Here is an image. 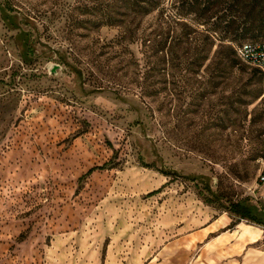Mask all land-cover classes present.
<instances>
[{
	"label": "rangeland",
	"instance_id": "374dc122",
	"mask_svg": "<svg viewBox=\"0 0 264 264\" xmlns=\"http://www.w3.org/2000/svg\"><path fill=\"white\" fill-rule=\"evenodd\" d=\"M133 1L0 0V264H139L184 195L264 210L262 82L216 48L192 65L200 37L142 46V30L209 26L178 0L143 18ZM257 3L217 16L264 26Z\"/></svg>",
	"mask_w": 264,
	"mask_h": 264
},
{
	"label": "crops",
	"instance_id": "0c3cea01",
	"mask_svg": "<svg viewBox=\"0 0 264 264\" xmlns=\"http://www.w3.org/2000/svg\"><path fill=\"white\" fill-rule=\"evenodd\" d=\"M183 197L163 206L159 233L150 242L152 252L134 260L139 264H264L263 225L233 221L227 212L195 202L190 195Z\"/></svg>",
	"mask_w": 264,
	"mask_h": 264
},
{
	"label": "trees",
	"instance_id": "16d2710c",
	"mask_svg": "<svg viewBox=\"0 0 264 264\" xmlns=\"http://www.w3.org/2000/svg\"><path fill=\"white\" fill-rule=\"evenodd\" d=\"M181 4L187 5L186 9H183L184 15L194 14L202 21V25L209 26L208 30H159L157 36L158 40H152L154 32H150L145 35L146 30H142V46H148L149 48L156 49V51H163L168 46H185L194 44L195 40L202 38L203 48L205 55L202 58H193L191 64L201 63L203 59H207L210 52L216 48L217 56H219V64L224 70L228 68H239V63H242L235 54L233 43L245 38H255L264 36V26L261 19L250 17V15H242L239 18H229L227 15L217 16L222 4L226 5L225 10L228 11L231 7L247 11L251 9L253 5L259 0H232L233 4L228 3L229 0H178ZM138 3V4H136ZM164 0H135L131 3L132 7H136L139 15L143 18L152 12L163 13L162 5ZM190 3L191 5H189ZM235 5V6H233ZM185 25V24H184ZM138 30H128L129 33L128 42H133V37L137 34ZM179 31L178 35L176 32ZM257 31V34L254 32ZM170 38V42H169ZM264 41V40H261ZM254 41V42H261ZM246 43V42H242ZM239 43V44H242ZM237 44V45H239ZM196 46V44H194ZM172 47V46H171ZM248 66V65H246ZM224 73V72H223ZM253 75L262 82L260 72L253 68ZM258 98V97H257ZM242 102V101H241ZM243 103V102H242ZM91 171V170H90ZM89 171V172H90ZM237 217V221L246 220L251 223L264 226V213L263 210L258 209L256 206L251 205L246 199L239 200L224 210Z\"/></svg>",
	"mask_w": 264,
	"mask_h": 264
},
{
	"label": "built area",
	"instance_id": "2783aa9c",
	"mask_svg": "<svg viewBox=\"0 0 264 264\" xmlns=\"http://www.w3.org/2000/svg\"><path fill=\"white\" fill-rule=\"evenodd\" d=\"M236 57L244 64L257 69L261 74L264 96V41L246 42L234 46ZM264 185V163L257 177V186ZM264 199V194L261 195Z\"/></svg>",
	"mask_w": 264,
	"mask_h": 264
}]
</instances>
